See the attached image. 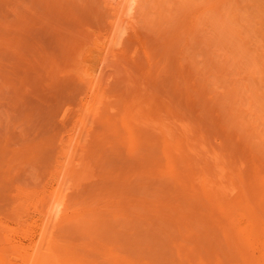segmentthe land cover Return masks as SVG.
<instances>
[{
	"label": "rangeland",
	"instance_id": "1",
	"mask_svg": "<svg viewBox=\"0 0 264 264\" xmlns=\"http://www.w3.org/2000/svg\"><path fill=\"white\" fill-rule=\"evenodd\" d=\"M0 264H264V0H0Z\"/></svg>",
	"mask_w": 264,
	"mask_h": 264
},
{
	"label": "bare ground",
	"instance_id": "2",
	"mask_svg": "<svg viewBox=\"0 0 264 264\" xmlns=\"http://www.w3.org/2000/svg\"><path fill=\"white\" fill-rule=\"evenodd\" d=\"M120 1H121V0H120ZM129 1H130V0H129ZM108 2H109V5L114 6L115 3H117V0H108ZM113 4H114V5H113ZM118 7H119V5H118ZM119 8H120V7H119ZM117 9H118V8H117ZM119 28H121V27H119ZM124 30H125V29H124ZM125 32H126V31H125ZM112 35H113V34H112ZM122 35H123V34H122ZM117 36H118V35H117ZM112 37H114V36H112ZM115 38H116V36L114 37V39H115ZM118 38H119V37H118ZM103 39H104V38H103ZM114 39H113V40H114ZM110 40H111V39H110ZM110 40H109V41H110ZM117 42H118V41H117ZM119 42H120V41H119ZM114 43H115V42H114ZM114 43H113V44H114ZM114 45H116V44H114ZM111 46H112V45H111ZM105 47H106V46H105ZM96 51H97V50H96ZM103 51H104V50H103ZM103 51H102V52H103ZM106 51H107V50H106ZM94 55H95V54H94ZM96 55H97V54H96ZM105 55H106V54H105ZM99 56H100V55H99ZM96 58H98V57H96ZM94 60H95V59H94ZM97 61H98V60H97ZM103 62H104V60H103ZM101 64H102V63H101ZM91 71H92V70H91ZM93 71H94V70H93ZM93 73H94V72H93ZM91 74H92V72H91ZM57 203H58V202H57ZM58 204H59V203H58ZM58 204H57V205H58ZM59 205H60V204H59ZM54 207L56 208V206H54ZM53 210H54V209H53ZM56 211H57L58 213L60 212V210H58V207H57V210L55 209V213H54L52 216L49 214L50 216H48L47 218H49V217H52V218H58V216H57V214H56V213H57ZM52 213H53V212H52ZM52 213H51V214H52ZM48 220H49V219H47V222H49ZM50 220H51V219H50ZM53 221H54V220H53ZM50 222H51V221H50ZM33 246H34V245H33ZM30 248H31V247H30Z\"/></svg>",
	"mask_w": 264,
	"mask_h": 264
}]
</instances>
